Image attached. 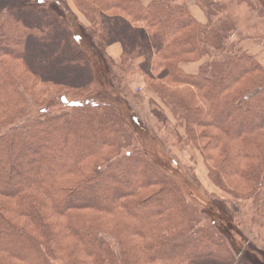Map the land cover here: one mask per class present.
Listing matches in <instances>:
<instances>
[{"label":"trees","instance_id":"obj_1","mask_svg":"<svg viewBox=\"0 0 264 264\" xmlns=\"http://www.w3.org/2000/svg\"><path fill=\"white\" fill-rule=\"evenodd\" d=\"M73 1L89 23L77 35L58 11L64 0H0V264H234L226 205L189 200L122 110L133 85L149 88L206 162L222 148L208 176L264 221V70L231 43L233 6L261 20L264 0ZM114 43L117 62L105 55ZM95 60L106 86L97 101L87 96ZM199 62L195 73L180 67ZM39 83L71 111L30 115ZM241 264H264V251L246 249Z\"/></svg>","mask_w":264,"mask_h":264},{"label":"rangeland","instance_id":"obj_2","mask_svg":"<svg viewBox=\"0 0 264 264\" xmlns=\"http://www.w3.org/2000/svg\"><path fill=\"white\" fill-rule=\"evenodd\" d=\"M64 1L65 5L58 4V11L63 13L68 22L73 24L71 27L74 34L77 35V22H80L84 27H87L89 23L77 11L73 0ZM233 14L236 17V29L238 28V31L236 35L231 38V43H236L238 49H241L239 46L244 43L242 40H246L249 36L255 37L257 40L260 38V41L263 43V50L255 47L257 56L256 58L251 56L264 70V66L262 65L264 63V19L256 20L255 14H249V10L244 4L234 5ZM101 65L102 64L98 60H95V66H97V68L99 67L100 75L97 74L95 76V81H97V83L87 95L89 100L97 101L95 95L100 92H106V86H99V83L101 85V81L104 79L103 77H105ZM112 70L115 72V69ZM246 82L245 79L239 83L236 88L244 86ZM108 83L111 82L108 81ZM36 90L37 92L35 95L38 99L35 101L30 115L42 117L48 114H56L63 110L71 111V109L61 104L59 99L60 94L57 93L56 89L48 88L46 85L39 83L36 86ZM98 96L101 97V95ZM128 96L129 97L126 98L128 103H126V109L128 112L125 107L123 110L121 108L123 117L125 118L131 115L144 130L138 129L139 131H134L138 134V146L140 149L146 150L148 153L146 155L149 160L161 166L163 169H171L168 173L175 177L189 200H195L197 203L200 200H203V203H218L221 207L222 205H226L225 214H228L229 217L234 219L230 224L225 222L223 225H219L226 230L227 239L230 242L229 245L231 244L234 246L236 252L234 254V264H241L246 249L256 248L264 251V221L259 218L258 210L252 207L251 200H236L225 192L227 190L226 188H228L227 186L220 187L215 183L216 179L213 177V174L212 178L208 176V171L211 169V166L216 168L220 167V161L224 158L220 156L223 155V152L220 151L222 148L218 146V148L207 150L206 154H212L213 156L211 163L206 162L205 155L203 154L201 156V151L198 150L194 144L185 142V137L182 138L178 136L179 139H177L178 131L175 133L173 128H175L174 126L178 123L174 124L175 119L169 110H167V112L163 110V107L153 97L149 88L138 82V84L130 88ZM42 102H44L43 105H40V108H36V105ZM255 124H258L257 120H255ZM179 128L182 132V128ZM208 131L213 134H218L214 129H209ZM209 141V139L200 141L198 147L204 146ZM225 148H229L228 145ZM245 162L246 161H244V163ZM245 164L247 165L248 162ZM260 200L264 203V196L260 197ZM262 213H264V211H262ZM81 214H84V216L89 215L86 212ZM215 215L220 214L216 212ZM90 216H92V214H90ZM255 220L258 221L259 224L255 223ZM109 221L110 223L105 228L108 231H115L114 225L116 219L110 217ZM112 222L113 225L111 224ZM219 222L217 218V224ZM110 243L112 244L113 240H111ZM127 245H129L128 242ZM231 245L228 247L230 248ZM58 264L61 263L58 262Z\"/></svg>","mask_w":264,"mask_h":264},{"label":"crops","instance_id":"obj_3","mask_svg":"<svg viewBox=\"0 0 264 264\" xmlns=\"http://www.w3.org/2000/svg\"><path fill=\"white\" fill-rule=\"evenodd\" d=\"M152 0H141V2L144 5H147ZM189 10L191 14L194 16V18L199 22L204 24L206 22L205 17L203 16L200 9L194 5L193 2H189ZM262 41L253 39L244 41L242 45L239 47L242 49V51H247L250 55L254 56L256 58V48L262 49ZM263 50V49H262ZM106 55L113 61L117 62L119 60L120 54H121V47L118 43L111 44L105 48ZM199 63H189V64H182L180 67L183 69V71L187 73H195L197 67L200 65ZM264 66V63L262 64Z\"/></svg>","mask_w":264,"mask_h":264}]
</instances>
